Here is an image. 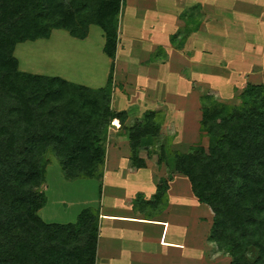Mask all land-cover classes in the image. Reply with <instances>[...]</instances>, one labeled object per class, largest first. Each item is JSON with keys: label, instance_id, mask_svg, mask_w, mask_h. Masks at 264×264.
Here are the masks:
<instances>
[{"label": "trees", "instance_id": "16d2710c", "mask_svg": "<svg viewBox=\"0 0 264 264\" xmlns=\"http://www.w3.org/2000/svg\"><path fill=\"white\" fill-rule=\"evenodd\" d=\"M120 10L121 0H0V264H96L97 211L83 208L68 223L46 222L38 213L46 204L49 154L66 180L102 183L108 127L118 119L127 133L129 166H145L141 139L159 135L161 118L149 110L126 126L127 112L110 106ZM92 24L103 30V51L111 59L105 86L18 68V43L46 39L54 29L84 39ZM199 101L208 150L161 145L157 162L184 175L209 207L208 239L229 264H264V86L248 82L236 104L211 93ZM167 188L161 178L148 204ZM141 198L135 202L145 204Z\"/></svg>", "mask_w": 264, "mask_h": 264}, {"label": "crops", "instance_id": "0c3cea01", "mask_svg": "<svg viewBox=\"0 0 264 264\" xmlns=\"http://www.w3.org/2000/svg\"><path fill=\"white\" fill-rule=\"evenodd\" d=\"M122 1L129 11L124 16L120 10L110 106L115 112H127L126 126L130 116L133 124L153 110L161 118L160 133L166 122L173 121L184 134L189 131L190 110L197 104L199 129V97L202 93L216 95L217 79L226 78L220 73L227 72L228 80H243L242 88L248 82L264 81V0H121V6ZM43 41L49 42L48 75L89 88L105 86L111 59L103 51L105 39L99 26L90 25L84 39L54 29ZM24 67L32 72L29 65ZM258 72L261 76L252 79ZM124 85L126 101L113 97V90ZM168 107L174 112L169 113ZM179 110H183L182 120ZM112 122L108 137L111 128L114 134L112 139L107 137L97 207L96 264H229V256L208 239L212 212L194 196L187 178L168 172L157 162V155L150 156L154 147L147 144L152 136L141 139L139 156L145 166L130 167L128 141L116 134L123 126L118 119ZM126 144L128 150L123 151ZM46 175L48 181V171ZM161 178L168 184L165 195L148 204ZM57 182L64 189L72 184L59 176ZM74 182L82 187L75 218L80 207L90 205L92 184L84 178ZM56 187L48 190L46 203ZM138 194L145 204L135 202ZM38 213L46 222L55 221L48 220L51 212L44 207Z\"/></svg>", "mask_w": 264, "mask_h": 264}, {"label": "rangeland", "instance_id": "374dc122", "mask_svg": "<svg viewBox=\"0 0 264 264\" xmlns=\"http://www.w3.org/2000/svg\"><path fill=\"white\" fill-rule=\"evenodd\" d=\"M121 11L124 13V16L127 15L128 11H129L127 4H124L123 1H122ZM94 27H95V29L99 30V28H97L96 26H94ZM263 28L264 27H262V29ZM245 36H247V35H245ZM39 40H35L36 42L35 41H32V42L31 41H24V42L18 43L15 47V50H14V56L17 58L19 63L21 62L22 67L20 68V65L18 66V68L21 71H24L22 68L27 69L24 67V65H29V67H30L29 70L32 69L31 73L50 76V75H48V71H47V67H49L48 56H47L49 49H48L47 44L49 42L43 41L46 39H43L40 41ZM74 54L75 53H73V55ZM79 54H82V52ZM79 58H80L79 56L76 57V59H79ZM247 62L251 63L250 61H247ZM244 65L246 66V64H244ZM258 73L259 74H256V77H252V79H256V78L258 79V77L261 76V72H258ZM220 74H222L223 76H226V78L223 77L222 81H221V78L217 79V83H218V85H220V87L216 91L215 97L219 101H222V102L231 103V104L238 103L239 102V93L243 89L242 88L243 84H244L243 80L237 79L239 82H237L236 80L235 81L228 80L227 79L228 78L227 72L226 73H220ZM262 77H263V73H262ZM224 81H226V82L223 84ZM69 82H71V81H69ZM202 82L203 81L201 80L200 85ZM220 82H222V84H220ZM256 82L264 85V81H262V80L256 81ZM75 84H78V83H75ZM78 85L85 86L83 84H78ZM172 87H174V86H172ZM173 89H175V88H172V90ZM206 89H208V88H206ZM209 91L214 92V90H211V89ZM113 92H114L113 97L118 98L120 96L121 99H124L126 101V98H127L126 93L128 92V90L126 89V85L122 86L121 88L117 86L115 88V90H113ZM173 93H174V91H173ZM173 98H176L175 94H173ZM115 106H117V105H115ZM179 108H182V107H179ZM168 109H169V113L174 110V108H172V107H168ZM179 111H180L179 118H181V120H182V119H184L183 118V110H179ZM197 113H198V115H197ZM199 115H200V112H198V104H197L196 106H193V108L190 110L189 116L187 117V123H186V128L189 129V131L184 132V134L180 133V130L173 123V121H171L172 123H170V121L166 122V125L164 124L162 127L163 130L160 133V135L157 138L150 137L148 140L147 145L149 147H154L153 151H151L149 153L150 156L153 154L158 155V153L160 152L159 149H160L161 145H168L171 148H173L175 150H179V151H187L189 149H192V148L197 149L199 147H206L207 148V145H208L207 144V137L205 134L200 133L199 129H198V116ZM132 122H133V115L130 116V118L127 120V124L131 125ZM111 123H113V122H111ZM112 127L113 128L115 127L114 124L112 125ZM110 131H111L110 132L111 135H110V137H108V140L112 139V136L114 134V132L112 131V128ZM116 134L118 136L123 134L124 136L118 137V139L122 138V140H125V142H127V133L124 129H122V127L119 128V130H118V132H116ZM106 146H108V142L106 143ZM122 150L123 151L128 150L127 144H126V147L122 148ZM207 150H208V148H207ZM49 159H50V161H49V164L47 165V171H48V181H50V182L48 183V181L46 180V183H45L46 198H48V190L53 189L56 185H57V187L55 188V191H54L55 193L53 194V196H51L48 203H46V205L44 206V209H46L48 212H51V216H48L47 218H48V220H55L53 222H60V223L73 222L72 221L74 218L73 212L79 206L77 199L80 197L79 196L80 191L78 192V190H79V188H82V187L78 186V184L76 182H74V180H71V181L66 180L63 177V174L60 170V166H59L56 158L52 154H49ZM58 176L61 177V179H64V181H66L68 183H72V184H70V189H64L58 184V182H57ZM84 179H86L88 182L91 181L90 183L92 184V187H91L90 192H89L90 198L88 201L91 203H89L90 205L84 206L83 208H91V209L97 211L98 202H99L101 190L103 187V178H102V183L100 182L99 179H96V178H84ZM48 186H49V188H48ZM58 197H60V198H58ZM206 207H208V206H206ZM83 208L80 207L78 212L80 213V211ZM55 213H61L62 215H61V217H56L57 215H55ZM70 214H73V216L70 217ZM41 215L43 218H45L43 216V214H41ZM65 215H67V216H65ZM75 218H77V216Z\"/></svg>", "mask_w": 264, "mask_h": 264}]
</instances>
